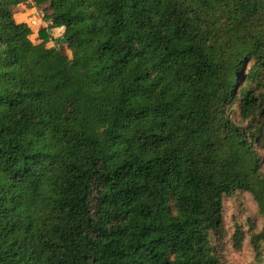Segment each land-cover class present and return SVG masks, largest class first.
Returning a JSON list of instances; mask_svg holds the SVG:
<instances>
[{"label":"trees","instance_id":"trees-1","mask_svg":"<svg viewBox=\"0 0 264 264\" xmlns=\"http://www.w3.org/2000/svg\"><path fill=\"white\" fill-rule=\"evenodd\" d=\"M21 1L0 0V264H220L224 199L264 216V0H39L64 28L39 44Z\"/></svg>","mask_w":264,"mask_h":264},{"label":"rangeland","instance_id":"rangeland-1","mask_svg":"<svg viewBox=\"0 0 264 264\" xmlns=\"http://www.w3.org/2000/svg\"><path fill=\"white\" fill-rule=\"evenodd\" d=\"M48 5L50 2H47ZM29 5L32 8L38 9L42 20H44L43 12H46L45 2L36 4V0H22L20 4L14 8V17L16 21H20L17 17L20 5ZM39 14V13H38ZM45 21V20H44ZM32 30L31 39L36 44H39V32L47 30L50 35L58 36L57 32H61L60 40L64 37L63 27L50 26L43 27L38 21L26 22ZM62 36V37H61ZM48 41H51L48 39ZM39 42V43H38ZM55 42V41H53ZM58 42V41H56ZM56 48L59 49L65 56H71L70 51H65L66 48L62 42H58ZM54 46V45H53ZM52 48V47H51ZM259 154L264 158V151L259 150ZM264 168V165H263ZM260 206L248 193H237L231 198L224 199V233L223 240L216 244V253L220 264H264V243L260 251L257 252L255 246L251 243L257 235H260L264 230V216L261 214Z\"/></svg>","mask_w":264,"mask_h":264},{"label":"crops","instance_id":"crops-1","mask_svg":"<svg viewBox=\"0 0 264 264\" xmlns=\"http://www.w3.org/2000/svg\"><path fill=\"white\" fill-rule=\"evenodd\" d=\"M48 3H46V5H45V9H48ZM19 11H18V13L16 14L17 15V17L19 18V20L20 21H17V22H19V23H26V22H34V21H38L39 23H40V25L41 26H43V27H47V28H49V25H51V22L50 23H47L46 21H44V20H42V17L40 16V12H38V9L37 8H35L34 9V7L32 8L31 6H29V5H20L19 6ZM47 12L49 13V11L47 10ZM39 13V14H38ZM44 13V12H43ZM16 20V19H15ZM58 33V36H56L58 39H60V35H61V32H57ZM62 35H64V29H63V33H62ZM62 37V36H61ZM32 40V39H31ZM42 41H40V43H41ZM35 44H36V42H34ZM39 43V42H38ZM58 42H53V41H49V42H47L46 43V47L47 48H56V46L55 45H59V44H57ZM60 43V42H59ZM54 45V46H53ZM64 47L66 48V50L65 51H70L69 50V48H68V45H64ZM51 48V49H52ZM58 48H59V46H58ZM60 49V48H59ZM62 49V48H61ZM60 49V50H61Z\"/></svg>","mask_w":264,"mask_h":264}]
</instances>
